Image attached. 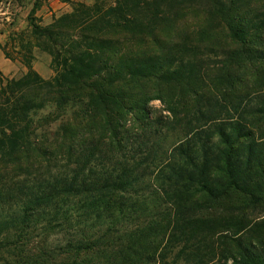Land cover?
Wrapping results in <instances>:
<instances>
[{"label": "trees", "instance_id": "trees-1", "mask_svg": "<svg viewBox=\"0 0 264 264\" xmlns=\"http://www.w3.org/2000/svg\"><path fill=\"white\" fill-rule=\"evenodd\" d=\"M64 1L0 70V262L264 264V0Z\"/></svg>", "mask_w": 264, "mask_h": 264}, {"label": "rangeland", "instance_id": "rangeland-1", "mask_svg": "<svg viewBox=\"0 0 264 264\" xmlns=\"http://www.w3.org/2000/svg\"><path fill=\"white\" fill-rule=\"evenodd\" d=\"M59 1L0 0V52L4 58L9 60H7L9 62L7 65L0 64V70L5 78L17 80L25 75L29 69H32L41 78L50 80L53 75L50 46L38 43L32 37L29 25L31 20L41 26L47 25L58 16L72 11V3L64 0ZM97 1L105 6L115 2V0ZM212 61L213 58L209 57L208 62ZM149 105L152 118L156 117L162 122L171 120V113L165 110L159 99H153ZM167 135L163 148H166L176 138L173 129H170ZM140 219L143 220V217ZM64 236L63 231L51 233L47 245H58L65 239ZM0 264L2 263L0 262Z\"/></svg>", "mask_w": 264, "mask_h": 264}, {"label": "crops", "instance_id": "crops-1", "mask_svg": "<svg viewBox=\"0 0 264 264\" xmlns=\"http://www.w3.org/2000/svg\"><path fill=\"white\" fill-rule=\"evenodd\" d=\"M59 0H56V2H58ZM74 1H77V0H74ZM78 1H83V2H85V3H91V2H93V0H78ZM60 2V1H59ZM61 3V2H60ZM64 3V2H63ZM62 4V3H61ZM8 59L7 58H4V56H3V54H1V52H0V64L1 63H4L3 65H7V63H9L8 61H7Z\"/></svg>", "mask_w": 264, "mask_h": 264}]
</instances>
